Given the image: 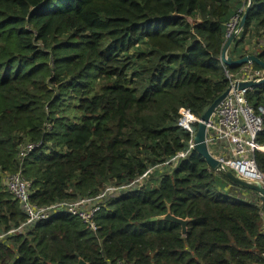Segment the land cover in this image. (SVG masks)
Listing matches in <instances>:
<instances>
[{
    "label": "trees",
    "instance_id": "1",
    "mask_svg": "<svg viewBox=\"0 0 264 264\" xmlns=\"http://www.w3.org/2000/svg\"><path fill=\"white\" fill-rule=\"evenodd\" d=\"M248 3L0 0V235L27 219L7 175L20 173L31 203L48 208L150 172L142 188L102 204L97 234L57 215L0 241V264H264V206L229 197L225 174L196 151L171 163L191 140L180 109L200 119L240 71L222 53ZM254 28L264 37V0H252L231 59L250 54L236 56ZM248 101L264 107V87ZM256 142L264 147V127ZM254 159L264 173V152ZM169 211L189 221L185 236L159 220Z\"/></svg>",
    "mask_w": 264,
    "mask_h": 264
},
{
    "label": "built area",
    "instance_id": "2",
    "mask_svg": "<svg viewBox=\"0 0 264 264\" xmlns=\"http://www.w3.org/2000/svg\"><path fill=\"white\" fill-rule=\"evenodd\" d=\"M241 21L242 17L238 14L228 23L226 40L234 35L238 37L241 34ZM263 79L264 71L256 70L251 63L244 66L235 78H231L228 88L231 89L230 93L216 109L207 126L206 142L210 153L222 164L224 169L230 170L244 181L260 183L264 187V173L258 169L254 159L256 151L264 152V147L259 146L256 142L264 127V107L259 108L257 111L248 101V93L251 90L237 89L239 83L261 81ZM199 122L200 119L189 109H180L177 125L191 134V140L188 143V151L180 153L171 162L173 165L188 158L191 152L195 151V125ZM35 149L36 147L30 144L24 146L20 151L19 159L24 160ZM149 173L131 184L122 185L121 187H109L97 198L61 202L48 208H39L31 203L30 184L20 173L7 175L5 177L6 189L13 199L19 202L27 219L18 229H13L0 235V241L7 242L10 236L26 234L28 230H32L39 222L48 221L57 215L79 218L88 231L97 234L100 228L97 223V217L101 211L102 204L108 199L116 198L124 191L142 188L147 181ZM234 197L235 199H244V201L248 202V197Z\"/></svg>",
    "mask_w": 264,
    "mask_h": 264
},
{
    "label": "water",
    "instance_id": "3",
    "mask_svg": "<svg viewBox=\"0 0 264 264\" xmlns=\"http://www.w3.org/2000/svg\"><path fill=\"white\" fill-rule=\"evenodd\" d=\"M250 3H252V0H250ZM249 15V7L247 8L244 17L242 18L240 28H244V24L246 22V19ZM237 36L234 35L231 38H229L226 41L225 47L223 49L222 53V62L230 68H241L242 66L252 63L259 68L264 70V61L261 60L256 55H248L238 60H233L228 56L229 50L232 46V44L236 41ZM261 87H264V79L261 81H253V82H245V83H239L237 85L238 90H245V89H260ZM231 89H228L220 98H218L212 105L207 107L204 110V113L202 117L200 118V122L198 123V130L197 134L194 140L195 143V151L199 154V156L202 157L203 160L206 161L208 166L215 172V173H223L227 177L229 183L235 187L247 190L249 192H253L256 194V196L261 200V202L264 205V187L260 183H250L247 181H244L237 177L233 172L230 170L224 169L222 167V164L210 153L207 142H206V136H207V126L210 122V119L212 115L215 113L216 109L219 107V105L223 102V100L228 96ZM160 221L165 222H171L176 223L182 227V234L183 236L187 233V227L189 224L188 220H181L176 217H174L171 214V211L164 216L159 218ZM79 264H87L83 260L79 261Z\"/></svg>",
    "mask_w": 264,
    "mask_h": 264
},
{
    "label": "crops",
    "instance_id": "4",
    "mask_svg": "<svg viewBox=\"0 0 264 264\" xmlns=\"http://www.w3.org/2000/svg\"><path fill=\"white\" fill-rule=\"evenodd\" d=\"M249 1V3H248V5H246L244 8H243V12L245 11L246 12V7L248 6V7H250V5H251V3H250V0H248ZM244 29V28H243ZM243 29H242V32H241V34L236 38V41L241 37V35H242V33H243ZM227 41V40H226ZM235 41V42H236ZM263 41H264V37H261V38H259V39H257V40H252V42H251V45H250V47H248L249 49V53L250 54H247L246 56H248V55H256V56H258L257 54L259 53V52H261V51H264V44H263ZM235 42L232 44V46H231V48H230V50L234 47V45H235ZM225 44H226V42H225ZM225 47V46H224ZM230 50H229V52H230ZM229 54V53H228ZM224 64V63H223ZM252 64V63H251ZM225 65V64H224ZM247 65V64H246ZM246 65H244V66H246ZM254 65V64H253ZM226 66V65H225ZM244 66H242L241 68H238V69H242ZM256 65H254V67H255ZM257 70V69H256ZM258 70H263V69H261V68H259ZM264 71V70H263ZM251 90V89H250ZM198 128V127H197ZM198 130V129H197ZM196 134H197V131H196ZM214 172V171H213ZM215 173V172H214ZM215 174H217V173H215ZM218 174H220V173H218ZM229 182V181H228ZM225 192L228 194V196L229 197H231V198H235L234 196H236V197H240V196H243V197H245V198H247V201L248 202H246V201H244V199H241V201H243V202H245V203H250V204H254V205H256V206H259V207H262V206H264L263 205V203L261 202V200L256 196V194L255 193H253V192H249V191H247V190H244V189H241V188H238V187H235V186H233V185H231L230 183H228L227 184V186H226V188H225ZM250 199V200H249ZM246 200V199H245ZM258 201V202H257ZM260 201V202H259Z\"/></svg>",
    "mask_w": 264,
    "mask_h": 264
},
{
    "label": "rangeland",
    "instance_id": "5",
    "mask_svg": "<svg viewBox=\"0 0 264 264\" xmlns=\"http://www.w3.org/2000/svg\"><path fill=\"white\" fill-rule=\"evenodd\" d=\"M253 34L251 32V34L249 36H247L242 42L239 43V46L237 48V52H236V56L237 57H240L242 56L243 54H246L249 50L248 47H250L251 45V42L252 40H257V36H256V28H254L253 30ZM253 35V36H252ZM252 36V37H251ZM263 44H264V41H263ZM233 49V48H232ZM232 49L230 51H232ZM6 177V176H5ZM5 177H4V186L6 188V180H5ZM157 176L155 175L154 179H157L156 178ZM115 185H112L110 187H114ZM84 199V198H83Z\"/></svg>",
    "mask_w": 264,
    "mask_h": 264
}]
</instances>
